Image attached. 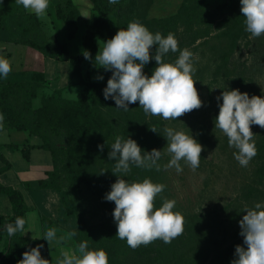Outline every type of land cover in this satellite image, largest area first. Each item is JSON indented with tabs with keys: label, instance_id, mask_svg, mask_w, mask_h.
Segmentation results:
<instances>
[{
	"label": "rangeland",
	"instance_id": "rangeland-1",
	"mask_svg": "<svg viewBox=\"0 0 264 264\" xmlns=\"http://www.w3.org/2000/svg\"><path fill=\"white\" fill-rule=\"evenodd\" d=\"M186 1L119 0L112 15V24L116 33L120 29H126L127 25L133 21H139L153 34L159 32L166 37L169 33H173L178 40L179 48L181 50L187 48L193 53V64L196 69L193 79L204 104L202 108L193 110L178 120L170 121H165L160 117L146 116L138 102L130 104L127 112L118 110L114 100L104 99L103 90L112 73L102 68H97L95 75L89 79L88 85L70 87L66 94L62 92L57 94L60 90L55 87L39 84L40 89L37 87L14 89L16 94L14 93L10 99L3 101L7 112L10 107V111L18 118L19 123L27 121L32 124L36 117L35 111L42 107L45 101H48L47 108L53 105L62 107L69 100L77 99L80 92H84L93 107L112 127L109 143H114L115 138L120 136L124 140L127 138L135 140L142 149L144 139L133 137L131 125L146 118L160 121L163 128L160 136L151 146V151L153 149L163 151L166 148L167 140L164 137L166 127L183 131L189 136L192 135L203 146L200 165L195 171L183 161H181L183 172L180 174H177L175 168L163 170V165L167 164L171 158L164 150L158 162L161 165L160 171L155 168L140 169L133 165L126 176L116 174L129 182H142L144 179H150L153 183L165 185L162 197L176 201L173 211L179 212L185 221L183 234L174 239L171 244L157 240L149 246L142 245L145 249L143 257L136 256L130 251L128 245H125L120 264H211L215 256L212 252L216 241L222 243L226 241L225 247L227 243L233 241L234 236L238 235L240 239H243L239 235L241 231L239 223L230 224L231 215L242 213L247 208H254L256 203L264 204V196L245 200L248 190L256 187L257 160L253 158L247 167H241L233 155L236 149L228 145V138L220 130H214V119L219 115L218 103H222V100L218 102L216 97L220 96L222 91L239 89L241 93L246 92L250 97L264 98V34L258 38L251 37L249 34L239 40L227 66L223 67L221 59L224 53L228 52L229 45L221 33L226 29L225 21L240 10V1L208 0L200 9L202 18H194L191 21L181 16V13L189 8ZM72 2L80 13L75 38H69L66 24L57 17V6H65L67 0H49L57 19L61 21L57 27L52 23L54 25L52 33L56 31L60 39L69 45L71 55L78 56L83 55V36L86 32V21L93 14V3L91 0H72ZM0 4L14 10L10 22H17V17L24 10L23 6L17 5L15 0H0ZM179 15L180 17L177 18ZM44 32L49 34V32ZM103 45V42H99V50ZM152 51L154 55L155 48ZM178 56V52H170L164 57V61L173 63ZM86 67L87 63L84 64V69ZM155 67H157L156 62L152 60L143 70L145 75L151 77ZM97 76H103V80H96ZM15 80L20 82L22 79L17 77ZM34 93L35 98H33ZM108 131L104 129L100 135L105 136ZM252 131L256 134L254 140L257 145L264 137V129L258 125H252ZM49 134L52 145H67L64 132L59 135L49 131ZM59 164L65 173L63 191L70 196L71 207L77 214L84 215L90 224L104 222L106 215L95 190L98 191L104 186L111 189V185L118 179L113 174L115 163L108 159L105 148L103 151L100 149L95 151L88 180L77 191L69 185L65 172V156H59ZM259 189L263 190V187L259 186ZM162 204L163 199L158 196L154 202V210ZM61 205V194L51 192L50 199L46 200L45 206L53 221L60 222L57 231L62 236H66L69 232L61 220L63 218ZM204 249L212 250L205 251ZM234 258L235 256L232 260ZM45 259L55 264L60 257L57 253H51L48 250Z\"/></svg>",
	"mask_w": 264,
	"mask_h": 264
},
{
	"label": "clouds",
	"instance_id": "clouds-1",
	"mask_svg": "<svg viewBox=\"0 0 264 264\" xmlns=\"http://www.w3.org/2000/svg\"><path fill=\"white\" fill-rule=\"evenodd\" d=\"M15 3L37 18L47 19L49 0H15ZM109 3L116 5L119 0H109ZM240 4L245 31L251 37H260L264 34V0H240ZM170 52H178L179 56L173 63H166L164 57ZM83 56L87 60L92 59L87 50L83 51ZM152 60H155L157 67L149 77L143 70ZM95 62L99 65L97 68L112 73L103 95L105 100H114L118 110L127 112L130 104L138 102L146 116L170 121L204 106L193 79L196 71L193 53L187 48L181 50L173 33L166 37L159 32L153 34L139 21L130 22L126 29H120L113 38L104 42L95 56ZM11 72V61L0 56V77L7 79ZM95 79L103 80V76ZM216 99L218 102L222 100V103H218L219 115L214 119V130H220L228 138L229 147L236 149L233 153L235 160L241 167H247L257 155L256 134L252 131V125L264 129V98L250 97L248 93L235 89L222 91ZM3 121L4 116L0 114V129L3 128ZM150 131L157 133L155 128ZM164 133L167 140L164 150L171 158L163 165V170L175 168L180 174L183 172V161L195 171L200 165L203 146L183 131L166 127ZM98 148L103 151L104 145H98ZM164 150L145 152L135 140H124L117 136L108 159L115 161L114 175L126 176L133 165L140 169L155 168L160 171L158 162ZM116 176L118 179L111 185V191L106 193L105 200L115 204L112 216L117 227V238L125 240L131 249L136 250L157 240L171 244L183 234L184 217L173 211L176 201L161 195L165 185L153 183L150 179L129 182ZM158 196L163 199V204L154 210ZM244 212L246 215L239 221L243 246H235V258L231 264H264V204L256 203L254 208H247ZM26 224L29 225L27 231ZM4 230L9 237L17 232L25 235L31 231L33 240L44 239L50 247L53 241L60 243L77 235L72 231L66 237L57 239V229L49 228L41 238L34 213H30L27 219L17 217L15 223L7 224ZM43 247L40 244L25 251L18 264H53L42 257ZM60 256L55 264H109L107 253L103 249L89 250L87 241L79 243L73 250H61Z\"/></svg>",
	"mask_w": 264,
	"mask_h": 264
},
{
	"label": "trees",
	"instance_id": "trees-1",
	"mask_svg": "<svg viewBox=\"0 0 264 264\" xmlns=\"http://www.w3.org/2000/svg\"><path fill=\"white\" fill-rule=\"evenodd\" d=\"M93 3V14L86 21V32L83 36L84 51L87 50L91 53L92 59L87 60L83 55L72 56L69 46L59 40L57 35L48 36L44 30L39 18L33 13H27L24 9L17 17L18 21L15 23L10 22L14 10L9 6L0 4V41L12 42L15 44L29 46L39 51L44 57L57 59L69 62V87H81L89 84L91 79L97 72L98 64L95 62V56L99 52V42H106L108 39L116 35V31L112 24V15L115 11V5L109 3V0H91ZM240 0H234L238 2ZM208 0H187L186 4L188 9L183 11V15L187 20L191 21L194 18H202L200 9L205 5ZM191 6V7H190ZM225 21L226 29L221 33V36L228 41V52L224 53L222 57V66H227L230 56L235 52L239 40L248 36L250 33L245 31V18L242 13L237 11ZM57 17L62 20L68 29L70 39H74L78 28L80 18L79 9L74 5L72 0H67L65 6H57ZM180 15L177 17L179 18ZM175 18V19H177ZM87 67L84 69V64ZM21 77V81L17 82L15 79ZM0 114H3V128L0 131L18 130L27 131L31 135L40 136L43 141V147L49 149L53 155L55 169L49 174V178L45 181L38 183V189L47 193L58 192L62 196L61 215L63 218V225L67 228L68 232L75 231L77 235L71 238L74 247L78 246L83 241L88 242L89 250L103 249L108 257L109 264H120L122 250L127 245L125 240H120L116 237L117 227L114 222L112 213L115 209L114 202L105 200L106 193L110 192L109 187H102L95 194L99 197L103 211L106 215L104 222L100 224H90L85 219L84 215L77 214L74 208L71 207L70 196L64 192L65 173L60 167L59 156H65L66 165L65 172L68 176L69 185L74 191H77L81 185L85 184L88 180L89 172L92 167L93 156L95 151H98V145H104L106 155L111 151L110 142L111 125L100 114L90 102L87 94L80 92L75 100H69L62 107L55 105L48 106V101H45L42 107L38 108L35 113L36 117L32 121L19 123L17 117L12 112H7L3 101L10 99L15 93L14 89H24L27 87H37L40 85H48L45 80L44 73L41 72H12L7 79L0 77ZM5 81V82H4ZM37 83V84H35ZM35 84V85H33ZM97 86V85H95ZM61 90L57 94H61ZM63 93V92H62ZM35 93L33 98H35ZM2 99V100H1ZM131 132L133 137L144 139L142 149L145 152H151V146L154 144L155 139L160 136L162 131V124L160 121L152 119L147 120L143 118L141 121L131 125ZM155 128L157 133L150 131ZM104 129H108L105 136H101ZM48 131V132H47ZM50 132L61 135L62 132L66 134L67 145L60 144L52 145ZM3 146L0 145V149ZM12 149H18L17 145H9ZM257 155L254 157L257 160V182L256 187L251 188L245 194V200L257 198V196H264V137L256 145ZM60 151V155H59ZM23 154L26 159L30 158L29 150L23 149ZM0 158L6 163V169L11 168L1 155ZM115 163V161H113ZM263 187V190L259 189ZM29 188V187H28ZM46 193V194H47ZM0 194H5L9 197L14 214L11 217H4L0 215V242H4V252L0 257V264H18V261L23 258V253L29 251L37 245L43 244L41 249L42 257L45 258L48 253V242L44 239L33 240L24 236L23 233L17 232L15 235L9 237L4 230L7 224H14L17 217L26 219V214L29 210L23 194L13 188L4 187L0 185ZM47 197V196H46ZM44 199V204L40 203L39 211L45 229L59 228L60 222L53 221L50 217ZM246 215L245 212L236 213L231 215L230 224L235 225ZM70 223V224H69ZM27 225V224H26ZM26 228V226H25ZM237 235V234H236ZM224 243L220 241L215 242L213 252L215 256L211 264H229L232 261L235 253V246L242 245L243 239L234 236L231 243ZM129 247V246H128ZM130 251L138 257L145 256V249L140 246L136 250L129 247ZM212 250V249H204Z\"/></svg>",
	"mask_w": 264,
	"mask_h": 264
},
{
	"label": "crops",
	"instance_id": "crops-1",
	"mask_svg": "<svg viewBox=\"0 0 264 264\" xmlns=\"http://www.w3.org/2000/svg\"><path fill=\"white\" fill-rule=\"evenodd\" d=\"M27 13L30 12L27 11ZM40 21L43 30L49 32L50 35L48 34V36L54 34L58 36V34L55 33L56 31L52 33V26L55 25V27H57L61 21L57 19L56 13L51 7V3H49V8L47 9V19H40ZM58 38L63 42L59 36ZM0 56L11 61L12 70L14 72L44 73L48 85L61 90L63 94H66L70 88L69 62L44 57L39 51L29 46L2 41H0ZM0 145L3 146L0 149V156L2 155L11 165V168L6 169V163L0 158V185L13 188L23 194L25 202L29 207L26 219L30 213L35 214L36 228L40 237L43 238L47 230L43 225L39 207L41 205L40 203L44 204L46 196L47 199H50L51 193L38 189L37 185L39 182L47 180L49 174L54 171L55 163L53 155L49 149L43 147L44 141L40 136L31 135L27 131L8 129L0 131ZM9 145H17L19 148L15 150L8 147ZM23 149L29 150V159L25 158ZM13 214L14 211L9 197L5 194H0V215L11 217ZM28 227L29 225H26V231ZM33 235L34 234L29 231L24 236L32 239ZM56 235L57 239L62 236L58 231ZM4 247V242H0V257L4 252ZM73 249H75V247L71 239H65L60 243L53 241L51 247L48 244V250L51 253H57L60 258L61 250Z\"/></svg>",
	"mask_w": 264,
	"mask_h": 264
}]
</instances>
